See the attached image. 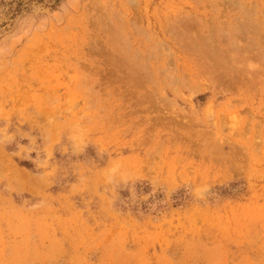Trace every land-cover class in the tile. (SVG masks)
Here are the masks:
<instances>
[{"label": "rangeland", "instance_id": "rangeland-1", "mask_svg": "<svg viewBox=\"0 0 264 264\" xmlns=\"http://www.w3.org/2000/svg\"><path fill=\"white\" fill-rule=\"evenodd\" d=\"M0 264H264V0H0Z\"/></svg>", "mask_w": 264, "mask_h": 264}, {"label": "bare ground", "instance_id": "bare-ground-1", "mask_svg": "<svg viewBox=\"0 0 264 264\" xmlns=\"http://www.w3.org/2000/svg\"><path fill=\"white\" fill-rule=\"evenodd\" d=\"M118 35H119V34H118ZM201 37H202V36H201ZM195 40H196V38H195ZM111 41H112V40H111ZM196 43H197V42H196ZM204 43H205V42H204ZM199 45H200V44H199ZM192 46H193V45H192ZM201 46H202V45H201ZM201 46H200V47H201ZM200 49H201V48H200ZM204 49H205V48H204ZM211 49H212V48H211ZM208 50H209V49H208ZM233 50H234V49H233ZM199 52H200V51H199ZM205 52H206V51H205ZM228 52H229V51H228ZM221 53H222V52H221ZM203 54H204V52H203ZM224 57H225V56H224ZM126 59H127V58H126ZM207 59H208V58H207ZM211 59H212V58H211ZM214 64H218V63L215 62ZM210 66H211V65H210ZM238 67H239V66H238ZM220 68H221V67H220ZM225 68H226V67H225ZM228 69H229V68H228ZM239 71H240V70H239ZM218 72H219V71H218ZM240 73H241V72H240ZM240 73H239V74H240ZM140 75H141V74H140ZM218 76H219V75H218ZM231 77H232V76H231ZM222 78H223V77H222ZM225 78H226V77H225ZM138 79H139V78H138ZM140 80H141V79H140ZM221 80H222V79H221ZM134 87H135V86H134ZM148 97H150V96L148 95Z\"/></svg>", "mask_w": 264, "mask_h": 264}]
</instances>
